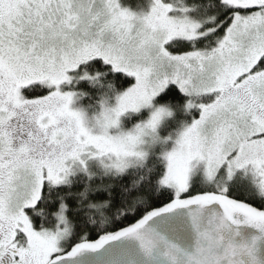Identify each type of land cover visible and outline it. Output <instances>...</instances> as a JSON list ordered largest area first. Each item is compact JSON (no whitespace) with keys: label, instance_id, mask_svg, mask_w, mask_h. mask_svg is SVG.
I'll return each mask as SVG.
<instances>
[{"label":"snow or ice","instance_id":"snow-or-ice-1","mask_svg":"<svg viewBox=\"0 0 264 264\" xmlns=\"http://www.w3.org/2000/svg\"><path fill=\"white\" fill-rule=\"evenodd\" d=\"M0 264H264V0H0Z\"/></svg>","mask_w":264,"mask_h":264}]
</instances>
